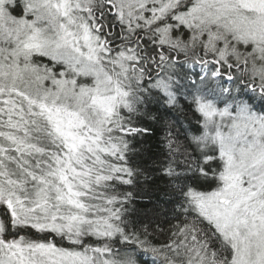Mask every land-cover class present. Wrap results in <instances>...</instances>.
Here are the masks:
<instances>
[{
	"label": "snow or ice",
	"instance_id": "1",
	"mask_svg": "<svg viewBox=\"0 0 264 264\" xmlns=\"http://www.w3.org/2000/svg\"><path fill=\"white\" fill-rule=\"evenodd\" d=\"M0 264H264V0H0Z\"/></svg>",
	"mask_w": 264,
	"mask_h": 264
}]
</instances>
